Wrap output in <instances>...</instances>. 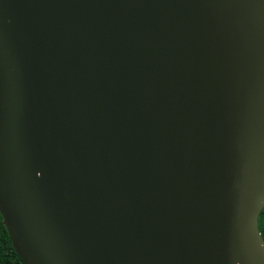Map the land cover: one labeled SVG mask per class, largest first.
Returning a JSON list of instances; mask_svg holds the SVG:
<instances>
[{
	"label": "water",
	"instance_id": "95a60500",
	"mask_svg": "<svg viewBox=\"0 0 264 264\" xmlns=\"http://www.w3.org/2000/svg\"><path fill=\"white\" fill-rule=\"evenodd\" d=\"M0 205L23 264H264V0H0Z\"/></svg>",
	"mask_w": 264,
	"mask_h": 264
},
{
	"label": "trees",
	"instance_id": "16d2710c",
	"mask_svg": "<svg viewBox=\"0 0 264 264\" xmlns=\"http://www.w3.org/2000/svg\"><path fill=\"white\" fill-rule=\"evenodd\" d=\"M258 227L264 240V207L258 218ZM0 264H23L12 247L9 235L2 221H0Z\"/></svg>",
	"mask_w": 264,
	"mask_h": 264
},
{
	"label": "snow or ice",
	"instance_id": "6c2138e0",
	"mask_svg": "<svg viewBox=\"0 0 264 264\" xmlns=\"http://www.w3.org/2000/svg\"><path fill=\"white\" fill-rule=\"evenodd\" d=\"M5 209H3L2 205H0V221L4 219ZM23 255V253H21Z\"/></svg>",
	"mask_w": 264,
	"mask_h": 264
}]
</instances>
